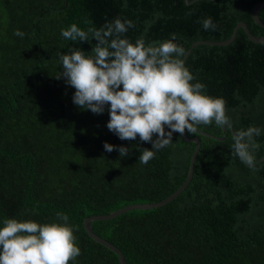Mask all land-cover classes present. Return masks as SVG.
<instances>
[{"label":"trees","instance_id":"1","mask_svg":"<svg viewBox=\"0 0 264 264\" xmlns=\"http://www.w3.org/2000/svg\"><path fill=\"white\" fill-rule=\"evenodd\" d=\"M264 0H0V222L38 223L68 216L81 255L68 264H120L119 256L92 239L87 218L141 203H158L186 181L194 142L179 133L147 165L138 158L150 143L120 140L107 128L108 107L94 114L73 103L57 53L91 52L96 41L66 40L61 29L76 23L99 29L115 18L132 21V42L169 39L188 53L200 41L224 42L237 25L264 37L252 9ZM211 17L217 28L205 31ZM259 17L264 23V8ZM19 29L24 37L14 35ZM184 59V58H183ZM186 67L222 97L232 127L198 126L201 148L191 183L175 200L93 221L94 232L116 246L127 264H264V43L243 28L227 46L193 48ZM259 127L256 170L232 155L235 131ZM187 131V130H186ZM107 142L129 149L105 151ZM2 226V223H0Z\"/></svg>","mask_w":264,"mask_h":264},{"label":"clouds","instance_id":"2","mask_svg":"<svg viewBox=\"0 0 264 264\" xmlns=\"http://www.w3.org/2000/svg\"><path fill=\"white\" fill-rule=\"evenodd\" d=\"M205 31H215L211 17L201 21ZM132 21L115 18L101 28L82 30L76 23L61 29L66 40L96 43L91 52L69 48L67 54L57 53L63 78L75 89L73 103L103 114L108 107L107 128L120 140H136L151 144V150H141L139 163L147 165L156 152L169 146L173 134L185 131L195 134L198 126L232 127L222 97L205 94V85L192 83L196 78L186 67V49L169 39L146 43L141 36L132 42L126 37ZM15 36L25 33L17 29ZM261 129L249 126L232 136V155L256 170L254 152L260 147L255 137ZM105 151H118L121 158L129 153L123 146L107 142ZM62 222L38 223L33 220L5 218L0 226V264H68L81 255L74 227L68 216L57 213Z\"/></svg>","mask_w":264,"mask_h":264},{"label":"water","instance_id":"3","mask_svg":"<svg viewBox=\"0 0 264 264\" xmlns=\"http://www.w3.org/2000/svg\"><path fill=\"white\" fill-rule=\"evenodd\" d=\"M264 8V3H260V4H256L253 9H252V16L253 19L255 21L256 24H258L259 26H261L262 28H264V23L262 22V20L259 17V13L260 10ZM243 28L246 32V34L248 35L249 39L251 41H253L254 43L260 44V43H264V37H257L255 35H253L251 33V31L249 30L248 26L246 25V23L241 22L237 25L234 34L232 35V37L224 42H209V41H200V42H196L194 44H192V47L190 49V51L199 46V45H211V46H227L229 44H231L237 34V31ZM190 51L187 53L186 57H184V60L187 59ZM225 130V127H224ZM197 133L201 134V135H205L207 137H212L217 139L218 141H222L224 140V138H219V137H214L211 136L210 134L204 133V132H199L197 131ZM182 138L184 139V141L186 142H194L196 144V149L192 155L191 158V164H190V168H189V173H188V177L186 179V181L184 182V184L175 192L173 193L170 197H168L167 199L158 202V203H141V204H134V205H130L127 206L125 208H122L114 213H111L109 215H95L92 217H89L85 220L84 222V227L85 230L87 231L88 235L94 239L96 242L108 247L110 250L114 251L118 256H119V261L120 264H127L126 258L123 255V253L120 251V249H118L116 246H114L112 243L108 242L107 240L103 239L102 237L98 236L93 228H92V222L93 221H104V220H112L115 219L127 212L130 211H134V210H153L155 208H160L162 206L167 205L168 203L172 202L173 200H175L178 196H180L183 191L187 188V186L191 183L193 176H194V170H195V164L197 162V158H198V154L200 152V148H201V141L199 138H190L187 135V131H185V133L182 135Z\"/></svg>","mask_w":264,"mask_h":264}]
</instances>
